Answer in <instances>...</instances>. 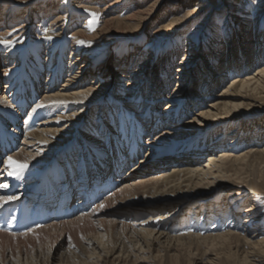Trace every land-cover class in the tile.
Segmentation results:
<instances>
[{"label": "bare ground", "instance_id": "1", "mask_svg": "<svg viewBox=\"0 0 264 264\" xmlns=\"http://www.w3.org/2000/svg\"><path fill=\"white\" fill-rule=\"evenodd\" d=\"M6 1L9 9L0 14V37L8 42L0 43V185H7L0 187V264H15L13 253L18 264H264V214L255 198L264 195V143L260 131L250 135L242 129L253 119L246 111L257 109L264 98V31L257 34L264 25V0H257L252 16L240 4H227L225 26L240 27H228L224 39L242 33V45L232 46L234 62L222 74L220 65L209 83L188 97L180 83L191 82L202 51L191 45L193 36L184 38L178 82L170 93L162 96L170 76L165 65L148 86L146 72L160 38L181 33L198 11L216 13L213 4L189 0L198 9L184 17L170 14L140 51L138 38L150 31L161 0L122 18V10L111 13L122 0H109L100 10L76 2L78 10L90 12L92 23L85 25L79 24L83 15L67 12L65 18L57 8L45 13L26 8L21 17L24 9L14 5L32 0ZM250 22L247 39L244 25ZM116 41L129 42L135 51L118 50ZM173 52H162L163 57ZM110 69L112 78L105 72ZM145 87L150 91L143 99L137 93ZM163 99L166 104L157 111ZM232 124L227 136L223 132ZM197 132L204 135L193 141ZM9 157L27 164L19 178L8 174ZM146 158L155 161L148 164ZM255 162L263 169L258 171ZM170 164L175 166L167 168ZM94 182L92 189L115 188L76 217L19 232L21 203L47 205L46 194L60 184L89 191ZM4 197L14 199L5 202ZM160 201L161 206L129 208ZM55 246L65 247V255L43 254Z\"/></svg>", "mask_w": 264, "mask_h": 264}, {"label": "rangeland", "instance_id": "2", "mask_svg": "<svg viewBox=\"0 0 264 264\" xmlns=\"http://www.w3.org/2000/svg\"><path fill=\"white\" fill-rule=\"evenodd\" d=\"M79 1L92 3V6H96L100 10L106 5V2H110L111 0L110 1L109 0H32V2H30L29 4L27 3V4H23V5H19V6L17 4H15L14 7L16 9L19 8V10H21V8L24 9L21 12V17L25 14L26 8H29V9H32L35 11L41 10V12H43V13L47 12V10L50 8L51 9L57 8V9H60V11L63 14H65L64 15L65 18L67 17L68 13L74 12L73 13L74 15L75 14L83 15L79 24L85 25L88 23H92L91 20H89L90 12L88 11L87 8H83V9H79V10L77 9V8L81 7V6L76 7L75 3L79 2ZM204 1H206L207 3L213 4L214 7H218L219 9H217V12H222V13L219 15L217 14V12L214 14H212V13L209 14L210 13L209 9H203L201 11H198V12L194 13L193 15H190L191 17H189V19L187 20V26L183 27V30L181 31V33H179L180 35L177 34L176 36H174L170 39L167 38L165 35H163L160 38V40L157 42V49H156L157 50V56L155 57V60L152 62L155 64V67L150 66V64H152V63L149 64V68H148V70L146 72L147 74L145 76L148 79V82L145 86H148L152 82V80H154L155 76L160 71L161 65H165L166 66L165 68H167V73L170 76L168 77V82L166 84L167 87H166V90H164V93L162 96H164L167 93H170V91L173 90V85L177 81L174 79L176 77L175 70H176V68H178V64L181 61L182 55L184 53L183 52V50L185 48L184 38H186L189 35L193 36L191 45H193V47H195V48L200 47L202 49V51H200V53H199V57L201 58L199 60L200 62H199V64L197 63V66L192 71L191 82H188V84H187L188 80L185 78V80H183L180 83L182 85V87L187 88L186 96L188 97V96H190L191 93H196L197 91H199L198 88L201 87L204 83H209V79L211 77H213L216 73L219 72L218 70H219L220 65H221V73L220 74H222L223 69L228 67L226 64L234 62L233 61L234 59L232 57L236 53L232 52L233 51L232 46H233V49L236 48V50H239L241 45H242L241 42L243 41V38L239 37V35H241L242 33H238L235 35L232 34L230 36V38H232V40H228V38L224 39L225 34H228V33H225V31L227 30L228 27H229V29H237L240 27V26H237V25L232 24V23H230L229 26H227V25L225 26L224 21L228 17V15H226L227 14L226 13L227 12V8H226L227 4L231 3V4H235V5H237V4L242 5L243 10H245V11L247 10L246 13L250 16H252L255 13L256 6L258 5L257 0H204ZM150 2H151V0H122L121 4H119L120 7H117L116 9L114 8L113 11H111V13L122 10L119 13V16H121V18H122V17H125V15L128 12H130L131 9H133V8H141L142 9L144 7H147V5ZM94 3H97V4H94ZM121 5H122V7H121ZM73 6H75L76 8ZM211 8L213 9V7H211ZM8 9H9L8 2L6 0L0 1V14H1V16H4V13H6ZM84 9H87V10H84ZM194 9H198V8L190 6L189 0H179V1L177 0L176 2L174 1L173 3L171 2V0H161L160 3L153 9L154 13H153L150 25H149L150 31L146 35L144 34L138 38L139 42L142 45V46H140V51L143 49V46H145L146 44L149 43L153 30L156 29L157 26L159 24H161L163 21L164 22L168 21L170 14H173V15L177 14L178 16L184 17L189 10H194ZM26 10H28V9H26ZM84 22H85V24H84ZM207 22H209V24ZM132 23L133 22H130V24H132ZM203 23H206L205 26L198 27V25H202ZM241 24H245V23H241ZM244 27H246L247 32H249V34L245 35L244 37L247 39H250L249 36L252 34L253 23L250 22L247 25H244ZM2 28H5V27H2ZM193 29H196V30L192 31ZM133 30L134 29L132 28L130 31H133ZM263 31H264V25L262 28L259 29V31H257V34L259 32H263ZM53 33H54V35L59 34L58 31L53 32ZM229 34H230V32H229ZM262 41H264V36H263ZM116 43H117L118 50H120L123 47H126V49H125L126 54H130L133 51H135V50L130 49V46H129L130 44L127 41H120V42L116 41ZM262 46L264 47V45H262ZM172 49L174 52L170 55L168 54V56L166 58H164L163 56L165 53H162V52L169 51ZM211 51H213L216 55H213L211 53ZM133 54H136V53H133ZM262 55H263V52L261 53V56ZM130 58L133 59V56L131 55ZM135 58H137V56ZM162 60H164L165 64H162ZM138 61H139V59H138ZM138 61H135L136 64ZM167 66H169V67H167ZM252 68H251V70H252ZM113 71H114L113 69H110L108 71L105 70V72L109 75L110 78H112L115 75V72H113ZM184 71H185V69H184ZM112 73H114L113 76L111 75ZM224 74L227 75V72L224 71ZM225 75H224V77H225ZM65 77H63L58 84H62ZM45 78H46L45 76H43L41 78L42 82L45 80ZM230 78H232V76L231 77L229 76L227 79H225V81H223V84L221 85L220 88L214 89L212 91L209 98L205 99V104H207L211 100L213 95H215L223 86H225V83ZM163 79L164 78L162 76L161 80H163ZM163 81H161V83L165 86V83H163ZM117 83H118V81H117ZM116 84H115L114 89H116L117 87L120 88L119 85H116ZM175 85H174V88H175ZM142 91H143L142 93H137V94H139V96H141L143 99H146L148 91H150V87L149 88L145 87V88H143ZM152 92L153 93L150 95V96H152L151 98L155 97L157 90L153 89ZM39 94H40V92H39ZM261 96L264 97V94H262ZM39 97L40 96L38 95L36 97V99H34V102H35V100L39 99ZM164 104H166V100L163 99V100H161V103L157 106V111H160V109L162 108V106ZM260 104L257 105L258 106L257 109H254L251 112L246 111V112H248V114H252L251 118L253 117V119L246 121L245 124H242V129L245 130V132H248L250 135L251 134L253 135L254 131H260L262 133L261 143H264V98H263V102ZM106 110H107V108H102V111H106ZM28 112H29V109H28ZM28 112H25L24 114H20L21 115V118H20L21 121L24 119V117L26 116V114ZM170 113H174V112H170ZM258 116H261V117H258ZM185 118H187V117H185ZM185 118H181L178 121V125ZM36 122H38V121H36ZM216 125L219 126V124H216ZM233 128H235V126L232 124L223 133L224 134L227 133V136H228V133ZM197 134H198V136L193 141H195L196 139H198L200 137H203V135H204L203 133H199V132H197ZM228 139H230V137H226V140H228ZM249 139L250 138H248V140ZM193 141H190L189 143H186V144H190ZM240 142H242V143L245 142L244 137L240 140ZM145 150H146V148L143 151L140 150V152L138 153L137 159L142 157V154ZM148 151H150V153H152V155H153V151H154L153 148H152V150H148ZM153 156H152V158H153ZM152 158H150L149 160H147V158H146V159H143V161L147 160L148 161L147 163L150 164L153 160ZM137 159L133 162L134 164L137 161ZM2 161H3V159H2ZM153 161H155V159ZM0 164H1V161H0ZM132 164L130 166H132ZM253 164L258 169V171H260L259 169H263V166H261V164H259V162H255ZM174 166H175V164H170L167 166V168H172ZM181 166H182V164H181ZM129 167H127V169ZM146 167H147V165L145 167H143V169ZM127 169H125V170H127ZM255 198L257 199L256 200L257 201L256 205H258L257 207H259V210L262 209L261 213L264 214V195L260 194V195L255 196ZM196 200L198 201V200H200V198L195 199V201ZM161 202L162 201L158 202L160 205H157V203H146V204H136V205H133L131 207H129V206L128 207L129 208H132V207H134V208H144L145 207L146 208V207H152V206H161ZM242 208L239 210V213L242 211ZM242 219L243 218L241 217L239 222H241ZM73 245L76 246L78 244L73 243ZM65 250H66L65 247L58 248L57 246H55L53 251L51 250V252L49 253V251H50V249H49V250H46V252H44L43 254H45V255L50 254L51 256L53 255L57 258L60 255L61 256L65 255ZM63 258H65V256ZM12 259L14 260L15 264H18V257H17V255H15V253H13ZM55 261H56V259H55Z\"/></svg>", "mask_w": 264, "mask_h": 264}, {"label": "snow or ice", "instance_id": "3", "mask_svg": "<svg viewBox=\"0 0 264 264\" xmlns=\"http://www.w3.org/2000/svg\"><path fill=\"white\" fill-rule=\"evenodd\" d=\"M0 43L7 44L8 42L3 40L2 37H0ZM8 161V167L11 169L8 174L14 175L19 178L23 171L27 168V164L13 161L11 157L8 158ZM0 187L7 188V185H0ZM3 199L5 200V202H7V200L14 199V197H4ZM101 207H103V205H101Z\"/></svg>", "mask_w": 264, "mask_h": 264}]
</instances>
